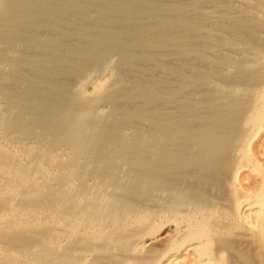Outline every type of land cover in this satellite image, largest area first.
Segmentation results:
<instances>
[{"label":"bare ground","instance_id":"bare-ground-1","mask_svg":"<svg viewBox=\"0 0 264 264\" xmlns=\"http://www.w3.org/2000/svg\"><path fill=\"white\" fill-rule=\"evenodd\" d=\"M217 29L223 42L248 53L227 78L238 74L240 80L222 86L215 72L189 75L166 65ZM260 29L264 0H0V264H87L93 256L94 264H244L223 255L248 241L264 264V168L255 169L261 177L255 193L242 185L248 199L233 188L218 196L220 183H212V194L155 181L146 186L157 171L146 163L141 177L125 173L144 159L158 168L212 167L192 155L196 149L222 161L231 177L247 168L250 143L264 130ZM65 37L73 44L63 45ZM208 49H196L195 58L208 64ZM225 58L217 65L222 70L234 61ZM121 62L122 71H116ZM57 64L58 79L72 77V84L44 80ZM129 69L144 75L127 76ZM168 74L179 84L155 79ZM8 77L11 87L24 91L3 84ZM186 86L194 93L203 88L210 98L185 104ZM170 107L185 110V118L175 109L170 116ZM205 111L220 114L204 125L200 139ZM169 223L172 234L160 238ZM245 223L235 231L236 243L221 249L224 233ZM250 235L253 240L246 239Z\"/></svg>","mask_w":264,"mask_h":264},{"label":"rangeland","instance_id":"rangeland-1","mask_svg":"<svg viewBox=\"0 0 264 264\" xmlns=\"http://www.w3.org/2000/svg\"><path fill=\"white\" fill-rule=\"evenodd\" d=\"M188 1H185L184 3H187ZM188 15H190V13L188 14ZM216 16H218V14H215ZM55 26H56V23L54 24ZM68 29V28H63V29H61L62 30V32L64 33V32H66L67 33V31L66 30ZM225 31V30H224ZM226 31H228V30H226ZM222 31H220V30H213L212 32H211V34H213V33H215L216 35H214L213 34V36H211V35H209V37H207L206 39H204L203 40V43H204V46H201L200 47V45H202V44H195V46H193V47H191L192 49H191V51L190 52H188V53H184V55H181V58H179V59H176L177 57H176V55L174 56V55H172L171 57H169V58H167V60L169 61H167V63H166V65H168L169 66V68H172V69H179L178 67H180V68H182V69H184V71H186L185 73L186 74H189V73H191V74H189V75H192V74H195V73H197L198 72V74H200V73H203V72H207V73H213V72H215V73H213L214 74V77H217V78H214V80H215V82L218 84V85H222V86H227V84H229V83H231V82H233L234 81V77L235 78H237V79H235V80H240V78H239V76L240 75H238V74H233V77H232V79H231V77H229V79L230 80H228L227 78H228V76H229V74H230V72L232 73V72H234L235 71V68H236V64L237 63H239L238 62V60L240 61V62H247V61H245V60H243L244 59V57L248 54L245 50H243V48H241V46H234V45H232V44H230V42H231V40H227L226 42H223L222 40H221V38L218 36L220 33H221ZM263 32V33H262ZM40 33V32H39ZM230 33V32H229ZM228 32H227V34L226 35H228V36H230L229 38H233L234 39V37H232L233 35H231V34H229ZM258 33V34H257ZM41 34V33H40ZM40 34H38V35H40ZM52 34V35H51ZM50 34V37L51 38H54V36L55 35H53V33H51ZM255 34L257 35V36H261V37H263V38H261V41L262 42H264V29H260V30H255ZM263 34V35H262ZM218 36V37H217ZM210 37H212V38H210ZM215 37H217V38H215ZM210 38V39H209ZM228 38V39H229ZM66 39H68V38H64L63 40H64V42H63V40H62V43H63V45H69V44H73V42H71L69 39L67 40V42H65V40ZM211 40V41H210ZM215 40V41H214ZM218 40H219V42H218ZM27 40H25V42H26ZM68 41H70V42H68ZM207 41V42H206ZM214 44H216V45H214ZM219 44H221V45H219ZM197 45V46H196ZM217 45H218V48H217ZM224 45V46H223ZM225 45H227L226 47H225ZM207 46V47H206ZM215 46V47H214ZM202 47H204V48H209L208 50V56H209V58H211L210 60H209V62H208V64L207 63H205L204 61H201L200 59H198V58H195V53H196V51H197V54L199 53V51L198 50H196V49H198L199 48V50H200V48H202ZM221 47V48H220ZM222 47H223V49H222ZM236 47V48H235ZM246 47V46H245ZM235 48V49H234ZM238 48V49H237ZM194 50H195V52H194ZM216 51V52H215ZM217 51H219L218 53H217ZM242 51H244V52H242ZM31 52H33V53H35L34 55H37L38 54V52L37 51H31ZM214 52H215V54H214ZM19 53H20V50H19ZM190 53V54H189ZM247 53V54H246ZM192 54V55H191ZM221 54V55H220ZM31 55H32V53H31ZM191 55V56H190ZM226 55V56H225ZM217 56V57H216ZM228 56V58H225V57H227ZM192 57H194L193 59H192ZM223 59H222V58ZM233 58L234 59V61L232 60V63H231V61L229 62L230 64H229V66L227 67V69H225V70H222V69H220V68H218V63H223L225 60H224V58L225 59H230V58ZM243 57V58H242ZM184 60H183V59ZM220 58H221V60H220ZM171 59V60H170ZM179 60V61H178ZM236 60V61H235ZM243 60V61H242ZM171 61V62H170ZM183 61V62H182ZM71 62L72 63H75V62H78L77 60L75 61V59H73V60H71ZM192 63V64H191ZM59 64H57L56 66H55V68H54V70L55 69H57V70H55V71H53L52 72V74L49 76H47V78L49 79H47L46 77H45V81L46 82H51V78H53L54 80V82H55V78H57V80H56V82L55 83H59V84H72V82H74V80L72 81V82H69V81H71L70 79H72V77H68L67 79H58V77H60V73H61V71H60V69H61V67L60 66H58ZM178 65V66H177ZM208 65H210V67L208 66ZM216 65V66H215ZM116 66H118V67H116V71L117 70H119V71H122V67H124V65H122V62H121V64L120 65H117L116 64ZM137 66V67H136ZM146 67V66H145ZM143 65H141V64H135L134 65V68L136 69H140V70H146V71H148L149 69H150V67H146L145 68ZM233 67H235V68H233ZM118 68V69H117ZM215 70H214V69ZM218 68V69H217ZM217 69V70H216ZM232 69V70H231ZM234 69V70H233ZM207 70H211V71H207ZM213 70V71H212ZM133 71V70H132ZM130 69L129 70H125V74L128 76H130L131 74H133V75H144V74H137V72H132ZM228 74V75H227ZM133 75H131V76H133ZM241 76H244V75H241ZM163 78L161 79L160 77H155V79L156 80H159V81H165V83H163V84H165V85H168V83H174V84H176V85H178L179 83L177 82V80L175 79V75H173V74H168L166 77H164V76H162ZM174 77V78H173ZM226 77V78H225ZM6 78V77H5ZM44 78V77H43ZM166 78V79H165ZM170 79V80H169ZM245 79V78H244ZM227 80V81H226ZM228 81H230V82H228ZM3 82V84H5L6 86L8 85V87H10L11 89H15V90H19V91H21V92H23L24 91V89H22V87L21 86H18V87H21V88H17V87H15V85L13 86V84H12V87L10 86V83H12L11 82V78L10 77H8V79L7 80H5V81H2ZM159 87L160 88H162L161 90H160V88H158L159 89V91H163V87H162V85L161 84H159ZM188 88H190L191 90H192V86H186L185 87V89H184V94L183 95H186L185 97L183 96V103H185V104H189V103H194V101H199V102H197V103H201L202 101H204L206 98H210L209 97V95L210 94H207L206 92L205 93H203L204 92V90H203V88H200V89H198L197 90V93L195 92L194 93V91L192 92V91H190V89L188 90ZM20 89H22V90H20ZM188 90V91H187ZM190 92V93H189ZM189 95H188V94ZM192 93V94H191ZM201 95V96H200ZM206 98H205V97ZM208 96V97H207ZM188 97V98H187ZM185 98V99H184ZM191 100H190V99ZM193 98V99H192ZM187 99V100H186ZM224 99H225V102H227V97H224ZM192 100H194V101H192ZM201 101V102H200ZM158 109H161L160 107L158 108ZM174 109L176 110V111H174ZM168 110H173L174 112H177V108H175V107H170ZM167 110V111H168ZM171 111H168V113H169V115L170 116H173V111L171 112ZM182 111V110H181ZM181 111H179V113L177 112L176 114H175V116H177V117H179V116H181L179 119L181 120V119H183V118H185V110H183L182 112ZM171 112V113H170ZM184 112V113H183ZM183 113V114H182ZM213 113V114H212ZM226 113V112H225ZM224 112L222 113L221 112V117L223 116V117H226V114H225ZM181 114V115H180ZM211 114H212V116H211ZM220 114V113H219ZM218 113H215V112H212V111H210V112H203L202 113V117L203 118H205V116H206V118H205V122H204V124H202V123H200V124H202V127L204 126V125H207L206 123L207 122H209L211 119H213V118H216L218 115H219ZM184 115V116H183ZM208 117H209V119H208ZM207 119V120H206ZM202 127H201V130H204V128H205V131H201L200 133H199V137H200V139H202L203 138V136H204V134L203 133H205L206 132V130H207V127H208V125H207V127L206 126H204V128L202 129ZM202 133V134H201ZM261 133H263V134H261ZM203 135V136H202ZM202 137V138H201ZM259 139V140H258ZM256 141V142H255ZM261 141V142H260ZM251 146H253V147H251V149H252V151H250V153H249V155L251 156V159L249 158V160L251 161V162H249V164H252V165H249L248 164V162L246 163V166H247V168L245 169V167H242L241 168V170L239 171L240 172V174L242 175V177H241V175L240 174H238L239 176L238 177H235L234 178V175H232L233 177H231V173H232V171H228V170H226L225 169V166H223V162L221 161V162H216L215 161V158L214 157H210V156H203V152L200 150V149H196V150H194V151H192V155L194 156V157H196V158H199L200 157V155H201V158H199V159H201V160H203L204 162H206V163H208L207 164V166L206 167H209L211 164L210 163H212V167H210L209 169L208 168H206V169H204L203 171H201L202 172V174H201V172H199V168H196L197 166H195V167H193V166H190V167H186V166H178L177 168H175V167H173V166H169V167H171V168H166V167H161V168H158V166H159V163L158 162H155L156 163V165L154 166V164H153V159L151 160L150 159V161H149V159H144V161L145 162H141L140 164L141 165H139L138 167H136L137 168V170H134V171H132V170H128V171H126L125 173H130V172H133L132 174H137L138 173V177H141L143 174V167L141 168L140 166H144V163H146V167H148V166H151V168L153 167L154 169L156 168V166H157V168L155 169V170H157V171H155V172H157V173H155V172H153L154 174H160V175H153V173L150 175V176H148V179L146 178V186H149V185H153V182L155 181L156 183L157 182H161V184H162V186H165L166 188H168L167 186H169V187H173V186H178V187H180L181 186V188H183V189H188V190H191V189H193V190H191V192H194L195 190V192L194 193H196V192H206V193H209L210 191H209V188L213 185L212 183H218L217 185H219V183H220V188H219V195L218 196H222V195H226V192H229L230 190H232V188L234 189V192L235 193H239L238 195L239 196H241V197H243L242 195H244V199L246 198V199H248L250 196V194H247V193H251L252 192V190H253V192L255 193L259 188H260V186H261V177H260V175L258 174V172H257V170H255L257 167H260V168H264V130L263 131H261L260 133H258V135H257V137H255L252 141H251ZM255 148V149H254ZM254 150V151H253ZM200 151V152H199ZM196 152V153H195ZM197 153H199V155L197 154ZM195 154V155H194ZM259 154V155H258ZM202 157H204V158H206V159H203ZM213 158V159H212ZM206 160V161H205ZM211 162H210V161ZM255 160V161H254ZM151 161H153V162H151ZM228 161V159L225 161V162H227ZM143 163V164H142ZM150 164H153V165H150ZM218 164V165H217ZM256 164V165H255ZM221 165V166H220ZM263 166V167H262ZM182 167L184 168V169H182ZM193 167V168H192ZM216 167L218 168L217 169V171H216ZM221 167V168H220ZM248 167L249 168H251V170L250 169H248ZM139 168V169H138ZM196 168V169H195ZM215 168V169H214ZM141 170H142V173H140L141 172ZM160 170V171H159ZM179 170V171H178ZM219 170V171H218ZM224 172H223V171ZM253 170V171H252ZM163 171V172H162ZM175 171V172H174ZM195 171V172H194ZM198 171V172H197ZM207 171V172H206ZM214 172L213 174H212V172ZM216 171V172H215ZM135 172V173H134ZM160 172V173H159ZM161 172H162V175H161ZM197 172V173H196ZM203 172H205V173H203ZM174 173V174H173ZM182 173V174H181ZM185 173H188V174H185ZM194 177V179H193V177H191V175ZM193 173L195 174V175H193ZM200 173V174H199ZM211 175H210V174ZM216 173V174H215ZM219 173V174H218ZM224 173L226 174H229V176H227V174H226V176L224 175ZM251 173V174H250ZM164 174V175H163ZM171 174V175H170ZM172 174L173 175H176V176H172ZM183 174H185V176H181V175H183ZM198 176H197V175ZM205 174V175H204ZM218 174V175H217ZM223 174V175H222ZM234 174V173H233ZM186 175H188V176H186ZM202 175V176H201ZM213 175V176H212ZM151 176H154V177H151ZM159 176V177H158ZM165 176V178H168V179H163V178H161V177H164ZM168 176V177H167ZM177 176H181V177H178L177 178ZM191 178H190V177ZM218 176V177H217ZM244 176V177H243ZM246 176V177H245ZM182 177H184V179H185V182H184V179L182 178ZM185 177H187V178H185ZM189 177V178H188ZM201 177V178H200ZM211 177V178H210ZM213 177V178H212ZM221 177H227V179L226 178H222L221 179ZM241 177V178H240ZM150 178V179H149ZM155 178V179H154ZM199 179L200 180V182H199V180H197V183H195V180L196 179ZM207 178L209 179V180H207ZM219 178V179H218ZM238 178H239V180H238ZM260 179V181H259V179ZM154 179V180H153ZM160 179V180H159ZM162 179V180H161ZM183 179V180H182ZM187 179V180H186ZM193 179V180H192ZM204 179H206V182L208 181V182H210V181H212V182H210V183H206L205 181H202V180H204ZM214 179V180H213ZM218 179V180H217ZM232 179V180H231ZM244 179V180H243ZM149 180V181H148ZM159 180V181H158ZM171 180V181H170ZM172 180H174V181H172ZM224 180V181H223ZM152 181V182H151ZM177 181V183H175ZM183 181V182H182ZM221 181H223V183L221 182ZM232 181V182H231ZM236 181H239V185H236V184H238ZM154 182V183H155ZM165 184V185H163V183ZM180 182L182 183V184H184V186L182 185V184H180ZM259 182H260V184H259ZM147 183H150V184H148L147 185ZM166 183H168V184H166ZM173 183V184H172ZM193 185V187H191L192 185ZM198 183H200L199 184V186H200V188H198ZM202 183H203V185H202ZM231 183V184H230ZM236 183V184H235ZM245 183V184H244ZM175 184V185H174ZM177 184V185H176ZM256 184H257V187H256ZM167 185V186H166ZM187 185V187H185ZM208 185V186H207ZM223 185H225V186H223ZM233 185H235L236 187H238V186H240L239 188H236L235 186L234 187H232ZM242 185H243V187L246 189V191H248L247 193H246V191H245V189L242 187ZM188 186H189V188H188ZM195 186V187H194ZM223 186V187H222ZM253 186V187H252ZM225 187V188H224ZM241 187H242V189H241ZM259 187V188H258ZM142 188H144V189H142ZM141 188V190L140 191H142V194H140L141 195V198L143 197V195L144 196H146V193H145V188L146 187H142ZM198 188V189H197ZM206 188V189H205ZM222 188V189H221ZM249 188V189H248ZM256 188V189H255ZM195 189V190H194ZM238 189V191L236 192V190ZM244 189V190H243ZM198 190V191H197ZM208 191V192H207ZM233 191V190H232ZM245 191V192H244ZM225 192V193H224ZM164 193L165 192H161V195L163 196L164 195ZM241 193V194H240ZM246 193V194H245ZM169 193H166L165 194V196H167ZM209 194H212V192H210ZM215 195H217V194H215ZM251 195H252V193H251ZM249 196V197H248ZM248 197V198H247ZM139 198V197H138ZM144 199V198H143ZM143 199H142V201H143ZM153 203V202H152ZM252 217H254V216H252ZM248 223H245L244 224V226H242L241 228H240V230H238V229H233L232 231H233V233H234V235H233V233L232 232H229L227 235H225V233H224V236L225 237H223V239H222V243L221 242H219V244H222V246H220V247H222L221 249H228L229 248V250L230 251H226V252H224V255H223V257L225 258L226 256H225V254L227 255V257L230 255V254H233V255H230L228 258H233V260H235L236 258V260H238V261H240V259L242 260V261H240V262H244V264H261L260 262V260H259V258L260 259H262L263 260V258H261V256L262 255H260V254H257V251L255 250V247L253 246V244H251V241L249 242H243L242 244L243 245H245V246H243L241 243H239V244H237L236 242H235V238L237 237V235L239 234L238 232H240V231H243V229L245 228V226L247 227L248 225H247ZM172 226V227H171ZM173 224H171V223H169V224H167V225H165L164 227H163V229L161 230V232L159 233V235H160V238H167V237H169L170 236V234H172V232H173V229L175 228H173ZM167 227H169V228H167ZM171 227V228H170ZM167 229V230H166ZM164 231V232H163ZM170 231V232H169ZM235 231H237V233L235 234ZM245 231V230H244ZM164 233H166V234H164ZM232 233V234H231ZM163 235H166V237H164ZM233 235V236H232ZM163 236V237H162ZM230 236V237H229ZM232 236V237H231ZM227 238H229V240L230 239H232L231 240V242L229 243V240L227 239ZM235 239V240H234ZM246 239H251V240H253L254 238L250 235V236H246ZM224 240H226V241H224ZM224 241V242H223ZM228 241V242H227ZM160 242V241H159ZM226 242V243H225ZM236 243V245H234V243ZM227 243H229V244H227ZM231 243H233V244H231ZM249 244V246H247L246 244ZM150 244V243H149ZM230 244L231 245H234V246H232V247H228V248H223V247H226V246H223V245H229L230 246ZM237 245H241L240 246V248H239V246H237ZM253 247V248H252ZM235 248H237V249H235ZM242 248H243V250H242ZM244 248H246V250H244ZM250 248L252 249V250H250ZM242 251H241V250ZM249 250V251H248ZM253 250H255V251H253ZM246 251H248V252H246ZM245 252V255L243 254ZM252 252V253H251ZM253 253H255V255L257 254L258 256H255ZM118 254V253H117ZM251 254V255H250ZM143 256V257H142ZM190 256V258L192 257L191 256V254L189 255ZM241 256V257H240ZM249 257V258H247V259H244V257ZM252 256V257H251ZM253 256H255V257H253ZM144 257H145V253H142V254H140V258L139 259H142L143 258V260H144ZM184 257V256H183ZM183 257H181L182 259H183ZM226 257V258H227ZM250 257L252 258V259H250ZM257 257H259V258H257ZM91 258V257H90ZM96 258H97V256H93L91 259H89V261L91 262H89V263H87V264H94V263H96L97 261H93V259H95L96 260ZM189 258V257H188ZM230 258V259H231ZM187 258H185L184 260H186ZM235 260V261H236ZM245 260H249V261H245ZM251 260V261H250ZM92 261H93V263H92ZM254 261V262H253ZM189 263V259L187 260V261H184V262H182V264L184 263ZM259 262V263H258ZM131 264H143V263H140V262H138V261H136V262H133V263H131Z\"/></svg>","mask_w":264,"mask_h":264}]
</instances>
